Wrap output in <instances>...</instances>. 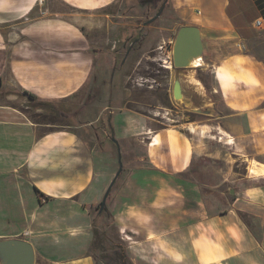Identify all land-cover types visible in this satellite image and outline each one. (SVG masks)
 <instances>
[{"label":"crops","instance_id":"crops-1","mask_svg":"<svg viewBox=\"0 0 264 264\" xmlns=\"http://www.w3.org/2000/svg\"><path fill=\"white\" fill-rule=\"evenodd\" d=\"M176 1L190 18L184 25L206 38L198 76L213 67L212 87L199 77L216 114L178 105L198 119L160 127L159 116L113 103L100 115L109 109L118 145L102 148L83 125L43 129L19 106L0 103V239L30 241L35 264H97L93 209L133 143L144 153L123 169L107 205L136 240L135 263L264 264V28L254 24L264 14L254 0ZM99 2L79 0L84 8ZM36 5L0 0V85L9 72L16 87L64 114L94 59L70 22L29 20Z\"/></svg>","mask_w":264,"mask_h":264},{"label":"rangeland","instance_id":"rangeland-1","mask_svg":"<svg viewBox=\"0 0 264 264\" xmlns=\"http://www.w3.org/2000/svg\"><path fill=\"white\" fill-rule=\"evenodd\" d=\"M98 1L100 2L91 5L93 7L84 8L79 0L76 3L67 0H37V5L30 14L29 20L41 17L38 21L52 18L56 22H70L74 26L72 28L77 29L80 38L87 42L93 56L94 70L86 85L72 97L67 111L64 114H52L38 110L36 103L13 84L9 72L0 85V103L19 106L36 123L45 124L43 129H54L59 125L78 129L77 126L83 125L81 130L102 148L111 145L116 147L111 138L113 134L109 125V109L100 115L105 106L113 103L130 106L150 116H159L156 118L160 122L156 124L160 127L198 119L196 115L174 103L173 68L166 67L169 64L166 61L173 62L174 39L180 27L190 21L188 15H185L184 5L180 1L171 0L159 12L163 0H113L109 4L105 0ZM23 21L27 22L23 18L15 23ZM57 36L60 35L56 31L49 33L50 39ZM126 61L125 66L123 62ZM206 68L199 72V76L212 87L216 84L213 67ZM116 74L118 77L114 81ZM114 96L117 98L112 102L111 98ZM215 97L219 108L223 110L222 96L216 93ZM56 106L62 108L63 105ZM128 147L132 149L128 150ZM143 153V148L137 144H126L123 155L119 154L121 172L126 165H138L134 160ZM236 164H240L236 168L243 171L244 163ZM119 177L120 175L116 183ZM93 214L94 224L109 236L104 243L92 246L91 253L97 264H116L114 253L118 244L126 248L132 264H140L135 263L133 256L140 260L141 256H132L129 250L130 244L136 240L113 223V217L106 212L99 213L94 208Z\"/></svg>","mask_w":264,"mask_h":264},{"label":"water","instance_id":"water-1","mask_svg":"<svg viewBox=\"0 0 264 264\" xmlns=\"http://www.w3.org/2000/svg\"><path fill=\"white\" fill-rule=\"evenodd\" d=\"M206 38L199 27L184 25L180 27L173 48V83L174 102L188 110L198 113L216 114L214 96L198 76V67L206 57ZM202 63V64H201ZM201 64V65H200ZM122 171H119L101 202L103 208L108 200L113 183ZM36 254L32 243L24 238L0 239V264H35Z\"/></svg>","mask_w":264,"mask_h":264},{"label":"trees","instance_id":"trees-1","mask_svg":"<svg viewBox=\"0 0 264 264\" xmlns=\"http://www.w3.org/2000/svg\"><path fill=\"white\" fill-rule=\"evenodd\" d=\"M254 2L256 4V6H258L261 9L262 13L264 14V0H254ZM168 3H169V0H165L163 5H167ZM26 93L28 94L30 99L36 103L37 108H45L47 112H50L52 114L62 113L59 110L55 109V107H54L55 105L54 104H51V103H48V102H45V101H37L36 97L33 94L28 93V92H26ZM31 119L34 122H36L32 117H31ZM109 125H110V130H111V132L113 134L111 138L118 145V141L114 137V128H113V125H112L111 116H109ZM121 173H120V175H121ZM115 183H116V181L113 183V186L115 185ZM111 191H112V189H111ZM111 191H110V193H111ZM96 209L98 210L99 213L106 212L109 216L113 217V214L109 210V208L107 206V203H106V205L103 208L101 207V204H99L96 207ZM93 232H94L93 247L96 246L98 243L102 244V243L105 242L106 239H109V236L107 235V233L105 231H101L100 229H98L95 224L93 226ZM114 260H115L116 264H132V261H131L129 255H128L127 251H126V248L122 247L121 244L117 245V249H116V251L114 253Z\"/></svg>","mask_w":264,"mask_h":264},{"label":"built area","instance_id":"built-area-1","mask_svg":"<svg viewBox=\"0 0 264 264\" xmlns=\"http://www.w3.org/2000/svg\"><path fill=\"white\" fill-rule=\"evenodd\" d=\"M255 27L257 28H264V19L263 18H258L256 21H255ZM243 44L241 45V48H243Z\"/></svg>","mask_w":264,"mask_h":264},{"label":"bare ground","instance_id":"bare-ground-1","mask_svg":"<svg viewBox=\"0 0 264 264\" xmlns=\"http://www.w3.org/2000/svg\"><path fill=\"white\" fill-rule=\"evenodd\" d=\"M166 62L169 63V64L166 65L167 68H169V69L173 68V65H172L173 62H171V61H166ZM201 64H202V63H201ZM201 64H200V65H201ZM173 69H174V68H173ZM157 114H158V113H157ZM192 126H193V125H192ZM194 128H195V127H191L190 129H191V130H194Z\"/></svg>","mask_w":264,"mask_h":264},{"label":"flooded vegetation","instance_id":"flooded-vegetation-1","mask_svg":"<svg viewBox=\"0 0 264 264\" xmlns=\"http://www.w3.org/2000/svg\"><path fill=\"white\" fill-rule=\"evenodd\" d=\"M164 1H165V0L162 1V4H161V6H160V8H159V12H160V11H163V9L171 3V0H169V3H168L167 5H163V4H164ZM163 6H164V7H163Z\"/></svg>","mask_w":264,"mask_h":264}]
</instances>
